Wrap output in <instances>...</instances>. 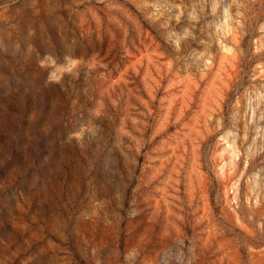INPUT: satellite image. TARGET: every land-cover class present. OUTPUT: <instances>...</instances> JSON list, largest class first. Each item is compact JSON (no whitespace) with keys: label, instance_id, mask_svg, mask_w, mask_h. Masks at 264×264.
Returning <instances> with one entry per match:
<instances>
[{"label":"rangeland","instance_id":"374dc122","mask_svg":"<svg viewBox=\"0 0 264 264\" xmlns=\"http://www.w3.org/2000/svg\"><path fill=\"white\" fill-rule=\"evenodd\" d=\"M0 264H264V0H0Z\"/></svg>","mask_w":264,"mask_h":264}]
</instances>
